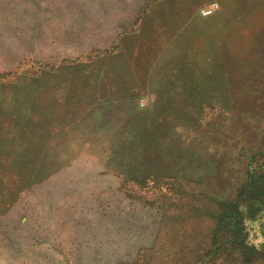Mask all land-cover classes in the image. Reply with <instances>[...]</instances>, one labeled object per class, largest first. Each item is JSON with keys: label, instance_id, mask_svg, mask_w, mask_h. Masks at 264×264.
Returning a JSON list of instances; mask_svg holds the SVG:
<instances>
[{"label": "rangeland", "instance_id": "obj_1", "mask_svg": "<svg viewBox=\"0 0 264 264\" xmlns=\"http://www.w3.org/2000/svg\"><path fill=\"white\" fill-rule=\"evenodd\" d=\"M263 172L264 0H0V264H264Z\"/></svg>", "mask_w": 264, "mask_h": 264}, {"label": "trees", "instance_id": "obj_2", "mask_svg": "<svg viewBox=\"0 0 264 264\" xmlns=\"http://www.w3.org/2000/svg\"><path fill=\"white\" fill-rule=\"evenodd\" d=\"M260 176H264V172L262 173V174H260ZM261 180L262 181H264V177H261ZM264 185V184H263ZM244 189H246L244 186H242L241 187V190L240 191H238L239 192V196H238V199L236 200V199H231V200H229V201H227V202H224V203H227V207H229V208H226V215H227V213H229V216L230 217H232V214L233 213H239V216H238V218L240 219L241 218V214L243 213V210H244V207H247L248 206V202H245V204L242 202V200L240 199V192L241 191H243ZM262 200H260V201H264V198H262V197H264V190H262L261 192H260V196H259ZM245 205V206H244ZM230 209L232 210V212H229L230 211ZM223 220V219H222ZM242 223H243V225H244V229H245V231H246V234H247V228H246V226H245V221H241ZM231 236L233 237V236H235V231L234 232H232V234H231ZM232 239V238H231ZM236 239H232V242H234ZM236 244L235 243H233L232 245H231V248L233 249L234 248V246H235Z\"/></svg>", "mask_w": 264, "mask_h": 264}, {"label": "built area", "instance_id": "obj_3", "mask_svg": "<svg viewBox=\"0 0 264 264\" xmlns=\"http://www.w3.org/2000/svg\"><path fill=\"white\" fill-rule=\"evenodd\" d=\"M220 10V4L218 2H212L210 5L204 7L201 10V15L203 18H208L213 16L216 12ZM144 106V103L142 104Z\"/></svg>", "mask_w": 264, "mask_h": 264}, {"label": "bare ground", "instance_id": "obj_4", "mask_svg": "<svg viewBox=\"0 0 264 264\" xmlns=\"http://www.w3.org/2000/svg\"><path fill=\"white\" fill-rule=\"evenodd\" d=\"M103 1H105V0H103ZM58 2H60V1H58ZM103 3V2H102ZM104 6V5H103ZM82 7V6H81ZM78 8V7H77ZM101 8H102V6H101ZM100 8V9H101ZM104 8V7H103ZM102 8V9H103ZM56 9V8H55ZM99 9V10H100ZM105 9V8H104ZM74 11H77V9L76 8H74ZM59 16V15H58ZM57 21V20H56ZM58 22V21H57ZM171 22V21H170ZM62 23V22H61ZM173 23V22H172ZM171 26V25H170ZM176 27V26H175ZM63 29V28H62ZM62 31V30H61ZM59 32V31H58ZM63 32V31H62ZM65 33V32H64ZM59 38V37H58ZM189 39V38H188ZM51 41V40H50ZM56 41H58V40H56ZM48 42V41H47ZM234 60V59H233ZM233 63H235V62H233ZM219 64V63H218ZM220 68H221V66H220ZM222 70V69H221ZM219 72H220V70H219ZM218 75L220 76V74L218 73ZM165 76V75H164ZM223 76H224V74H223ZM222 76V77H223ZM163 77V76H162ZM220 78V77H219ZM229 77H227V79H228ZM218 80V79H217ZM220 80H222V79H220ZM189 92V91H188ZM193 92V91H192ZM190 93H188L187 95H189ZM184 95H186V94H184ZM190 97V96H189ZM117 99V98H116ZM108 101V100H107ZM191 101H192V99H191ZM194 102V101H193ZM67 104V103H66ZM70 104V103H69ZM73 105V104H72ZM101 106V105H100ZM181 107H183V106H181ZM186 107V106H185ZM95 109V108H94ZM111 109V108H110ZM181 110V109H180ZM186 110V109H185ZM182 111V110H181ZM184 113H186V112H184ZM35 127V126H34ZM20 131V130H19ZM20 133V132H19ZM22 133V132H21ZM22 134H24V133H22ZM159 134V133H158ZM26 136V135H25ZM22 139H23V137H22ZM22 139H20V141L22 140ZM111 144V143H110ZM114 146V145H113ZM131 150V149H130ZM138 151V150H137ZM132 153H134V152H132ZM134 154H136V153H134ZM139 154V153H138ZM154 155V154H153ZM140 156V155H139ZM30 157V156H29Z\"/></svg>", "mask_w": 264, "mask_h": 264}, {"label": "crops", "instance_id": "obj_5", "mask_svg": "<svg viewBox=\"0 0 264 264\" xmlns=\"http://www.w3.org/2000/svg\"><path fill=\"white\" fill-rule=\"evenodd\" d=\"M132 85H133V83H132ZM155 95V94H154Z\"/></svg>", "mask_w": 264, "mask_h": 264}]
</instances>
